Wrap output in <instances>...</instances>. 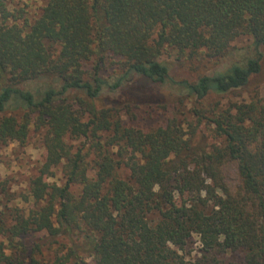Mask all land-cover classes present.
<instances>
[{"label": "trees", "instance_id": "16d2710c", "mask_svg": "<svg viewBox=\"0 0 264 264\" xmlns=\"http://www.w3.org/2000/svg\"><path fill=\"white\" fill-rule=\"evenodd\" d=\"M28 6L0 0V146L32 130L45 153L19 196L0 179V264H264V96L223 103L263 70L264 0ZM162 88L193 121L134 124Z\"/></svg>", "mask_w": 264, "mask_h": 264}, {"label": "rangeland", "instance_id": "374dc122", "mask_svg": "<svg viewBox=\"0 0 264 264\" xmlns=\"http://www.w3.org/2000/svg\"><path fill=\"white\" fill-rule=\"evenodd\" d=\"M18 1L27 2L29 4L27 9L32 13L39 6L43 5L46 0ZM250 42V38L246 35H240L233 41V43L238 46H244ZM167 60L172 63L170 64L171 73L176 78H190L192 76L191 69L186 63H179L173 56L168 57ZM160 92L159 106L157 103L145 101L144 104L133 108L132 113L129 115L133 117L134 124L146 127L155 126L166 122L168 118H177V120L182 121L183 124L193 121V118H191L189 114L190 105L186 100L180 101L177 99V96H170L168 90L165 88H162ZM256 94L264 96V65L257 81H254L248 88L240 90V92L228 95L224 98L223 103L228 105L229 102L248 100L250 96ZM204 132H206V130H204ZM81 140L82 139L72 141L73 146L79 144ZM44 153L45 149L41 141V135L32 130L25 143L21 144L16 141H10L0 146V179L7 180V190L12 193L14 197L26 191L29 177L36 173L37 166H39L43 160ZM54 172V177H51L49 180L55 182L61 181L59 170L55 168ZM120 173L124 176L127 174V170L122 169ZM222 173L229 189L232 191L235 190L240 182L236 163L234 161H226L222 165ZM2 200H4V197ZM59 242L61 244L68 243L67 240L63 238H59ZM199 246L200 244L197 237H192L183 252L187 258H191L198 254ZM57 248L52 245L50 249L45 250V252L53 253ZM48 256L50 255L48 254Z\"/></svg>", "mask_w": 264, "mask_h": 264}]
</instances>
